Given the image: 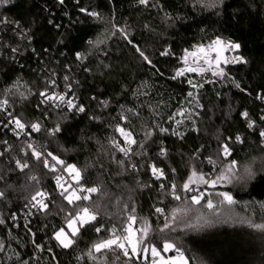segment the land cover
I'll list each match as a JSON object with an SVG mask.
<instances>
[{"label": "trees", "instance_id": "trees-1", "mask_svg": "<svg viewBox=\"0 0 264 264\" xmlns=\"http://www.w3.org/2000/svg\"><path fill=\"white\" fill-rule=\"evenodd\" d=\"M213 2L149 0L145 6L138 0H11L0 4V20L10 21L0 24V101H9L0 107V191L5 193L0 198V219L4 220L0 240L5 244L0 264H138L119 251L94 252L95 261L87 255L95 242L111 236L113 225L120 229L127 223L125 205L135 207L134 228L146 219L148 240L158 246L164 239L172 241L184 250L189 264H264V251L247 229L228 226L194 235L176 215L170 228L161 232L164 224L155 218L156 207L173 214L208 201L205 195L194 204L183 191L194 169L207 178L216 175L214 164L221 165V171L232 160L243 163L264 154L260 136L264 99L258 98L264 96V0H225L218 7L210 6ZM81 8L99 13V18L82 13ZM166 14L172 19H166ZM217 37L239 42L247 63L226 66L223 78L208 72L172 78L185 66V49L192 51L195 45H207ZM13 48L18 51L13 53ZM165 50L169 55H161ZM77 52L86 59L78 60ZM189 80L203 87L193 88ZM45 90H67L78 96L85 112L41 104L39 93ZM14 117L28 127L25 135L13 132L9 122ZM249 121L254 122L252 128ZM36 122L41 125L39 132L30 127ZM58 123L61 132L49 135L47 130ZM117 124L137 141L128 157L113 147V139L124 146L115 131ZM28 143L80 169V186L101 189L90 200L78 202L98 206L99 214L94 226L81 229L70 248L61 247L54 232L65 227L73 206L57 192L54 177L59 171L52 173L30 158ZM224 143L231 149L228 157L221 153ZM16 159H27L29 168L18 169ZM118 161H124L123 165ZM152 165L163 176L153 175ZM31 175L37 176L39 184L29 179ZM173 183L179 200L171 195ZM37 188L50 194L49 209L29 214L32 207H25L29 200L25 194L32 195ZM209 189V198L217 200L220 186ZM231 191L239 209L246 205L244 209L260 216L256 205L264 202V169L245 189ZM96 227L101 228L99 233Z\"/></svg>", "mask_w": 264, "mask_h": 264}, {"label": "snow or ice", "instance_id": "snow-or-ice-1", "mask_svg": "<svg viewBox=\"0 0 264 264\" xmlns=\"http://www.w3.org/2000/svg\"><path fill=\"white\" fill-rule=\"evenodd\" d=\"M11 0H0V4H8ZM64 0H60V3H63ZM199 2V0H197ZM225 0H214L213 4L210 5L212 7H218L222 6L224 4ZM138 3L141 5L148 6L149 0H138ZM80 11L82 13H86L90 17H97L99 18V13L95 11H88L85 8H81ZM219 14V13H218ZM166 19H172V17L168 14L165 16ZM3 23H10L7 19L0 20V24ZM57 28L60 27V25H56ZM119 31L124 35V38L127 39L126 33H124L123 29H119ZM115 34V33H113ZM23 35H27V33H23ZM62 42V41H61ZM91 44L92 41H89ZM99 43V41L97 42ZM131 43V41H129ZM241 48V44L239 42L234 41H225L220 37H217L216 39L212 40L209 44H198L194 46L193 51H189L188 49L184 50V55L182 57V60L185 64L184 68L177 69L175 75L172 77L173 79L185 75L186 72H203L205 69L201 68L199 66V61L203 59L204 63L209 65V68L211 69L212 65H215V70L213 71L214 76L218 77H225L226 73L224 72V69L220 67V65L223 63L225 65L229 63H247L246 59L241 55H235L231 58L224 55L225 52L228 51H238ZM208 49H212L215 52L214 59H210L208 56ZM17 48H13L12 52H17ZM137 52L139 55L149 64H151V60L145 53L137 47ZM200 54H203L202 56ZM161 55H169V51L165 50L161 53ZM189 57L194 58L193 63L196 64V66H189L188 60ZM76 58L78 60L83 61L86 59V56L84 53L77 52ZM68 77H65V80H67ZM189 84L193 88H199L203 87L202 84H195L192 80L188 81ZM52 84H55V81H51ZM69 91L71 90V85H67ZM236 87H240L239 84H236ZM23 95V94H21ZM43 99L41 100V104H44L45 102L50 103L52 107L58 108L61 105H66L68 111H75L77 113H83L85 112V108L83 105H78L74 102V94L72 98H68L67 93L64 94H57V93H49L47 90L42 91L39 93ZM193 99H196V97L193 95V93L188 94ZM260 99H264V96H258ZM9 103L7 99L0 101V107L5 106ZM102 103H107L102 101ZM202 107V106H201ZM131 111V109H129ZM179 115H184V112L178 113ZM11 115V114H10ZM242 115L247 119L248 113L244 112ZM92 119H97L96 117H92ZM121 119H126L125 116H121ZM261 119H264V117H261ZM9 123L15 124V129H18L20 131H23L26 127V124L20 120L18 117H14L12 121ZM177 124L181 123V121H176ZM254 125L253 121H249L248 127L252 128ZM7 127V125H5ZM31 130L33 132H39L41 131V125L39 122L32 123L31 124ZM61 126L58 123L54 128L47 130L49 135L55 136L57 133L61 132ZM115 131L120 134V136L123 138L124 145L121 146V144L113 139L112 144L113 147L118 149L119 152L123 153L126 157L129 155V153L132 151L131 145L136 144L137 141L133 138V135L130 131L126 130L125 127H122L120 124H117L115 126ZM162 132L168 131L167 129H160ZM178 134V133H173ZM17 135H19V131L17 132ZM260 136L264 138V130H261ZM236 140L238 142L241 141V137L237 136ZM143 147V145H140ZM27 148L31 150V157L35 158L36 161H39L42 163L43 167L48 169L52 173H56L58 171H65L70 174L72 177V180L74 183H70L67 180L64 179L62 175H56L54 177L56 181L57 188L60 189L59 195L67 201L69 205L73 206V209L69 211L65 217V227L59 228L57 231L54 232V239L58 242V244L67 249L70 248L75 243V238L80 235L81 229L86 228L88 226H94V222L97 221L98 216V206L97 208H92L89 206H84L82 204H79L80 201H88L91 199V194L97 193L101 191L98 187H88L84 188L83 186H80V180L82 178L81 170L78 169L75 165L66 164L64 160H61L58 156L54 155L52 152H45L44 150L40 149L38 150L33 143H28ZM23 151V149H21ZM162 149V153H163ZM221 153L224 157H228L231 155V149L227 143H224L221 145ZM0 155H3V153H0ZM25 156H28V153L25 152ZM210 163H215L211 157L208 158ZM119 164L123 165L124 161H118ZM16 167L20 169L21 171H24L25 169L29 168V163L27 159H16L15 160ZM237 162L235 160H232L227 163L226 166H224L223 170L220 172L218 176H216L213 179L205 178V175L203 173H198L195 169L193 170L191 176L189 177V180L185 182L182 186L183 191L185 192H196V189H193L190 187L193 183H196L197 181L206 184L211 185L212 187H215V185L218 182L221 181H228L231 182L233 176L235 175V169H236ZM133 169H135V165L132 166ZM175 171V170H173ZM245 173L248 176H252V170L251 168H245ZM152 172L153 175H157V178H160V176H163V171L161 169L156 168L155 165H152ZM2 178V177H0ZM31 181H35L37 184H39V180L36 175H31L29 177ZM177 185L173 183L171 185V195L179 200L180 195L177 194ZM87 193V194H84ZM220 197H222L221 203L226 202L227 204L231 205L235 203L233 196L229 192H220L217 193ZM5 196V193L3 191H0V198H3ZM204 193L199 192L198 194H194L191 196V201L194 204H199L201 199L203 198ZM47 201V202H46ZM51 202L50 194L43 190L42 188H37L34 193L30 196V199L28 200V204L25 205V207H28L31 205L32 208H36L39 211L47 212L49 209V203ZM125 209L128 212L127 215V223L120 229H117L115 225H113L111 229V236L104 238L102 240H99L95 242L91 248L88 250L87 255L92 260H96V256L93 255V253H101L104 251H119L123 254L124 257H127L129 261L132 260V258L135 256L137 258L143 257L145 261H149L150 264H189V258L185 255V252L182 248L178 247L175 243L168 239H164L162 246H158L157 244L151 242L148 240L149 233H150V227L148 225L147 220L145 219L142 222V226L139 228H134V225L137 223V216L135 215V207H131L129 205L124 206ZM207 207L209 209L213 208V202L211 199H208L207 201ZM63 211V209H61ZM155 212L158 214L163 215L164 209L160 207L155 208ZM172 219L175 221L176 214L175 211H173ZM4 220L0 219V224H3ZM258 230L264 231V225H255ZM66 228L68 231H66ZM170 224L169 222L165 221L164 228L160 229L161 232H163L165 229H169ZM96 232H100L101 228L96 227ZM174 230V229H172ZM30 231V229H29ZM34 235V234H33ZM35 243V241H33ZM37 248H40V245H35ZM5 251V244L3 240H0V252ZM168 252H175V255L172 256H166L165 253ZM18 255V254H17ZM119 259V255L116 257ZM23 264H27V261H24Z\"/></svg>", "mask_w": 264, "mask_h": 264}, {"label": "rangeland", "instance_id": "rangeland-1", "mask_svg": "<svg viewBox=\"0 0 264 264\" xmlns=\"http://www.w3.org/2000/svg\"><path fill=\"white\" fill-rule=\"evenodd\" d=\"M240 50V49H239ZM228 51L225 52L224 55L231 58L235 55H240V51ZM193 51V50H192ZM201 56L203 54H200ZM208 56L210 59H214L215 52L212 49H208ZM194 58L189 57L188 65L189 66H196V64L193 63ZM238 63H229L227 65L221 64L220 67L224 69V72H226V66L233 65ZM199 66L203 69H205L203 72H196L198 74L208 72L213 73L215 70V65L213 64L211 69L209 68L208 64L200 63ZM185 67V66H184ZM228 163V162H227ZM225 163L224 166L227 165ZM245 168H251L253 175L248 176L245 173ZM221 165H217L216 168V175L214 174L207 176L208 179H213L216 176L220 174ZM264 169V154H258L256 156H253L250 160L243 162V163H237L236 169H235V175L233 176L231 182L228 181H221L218 182L215 186H220V192H229L233 196V192L231 190H241L245 189L249 182L254 179V177L260 173ZM219 171V172H218ZM68 173V172H67ZM69 174V173H68ZM198 184L192 186L193 189L199 190V192H203L204 196L208 195V199H211L213 202L214 207L209 209L207 207V202L204 205L201 206H194L188 208H181L176 211V215H178L180 219L179 222L183 223L185 228H187V232L192 233L194 235H203V234H210L215 231H218L217 229L223 228V227H235L240 230L247 229L250 233L252 232L253 238L252 240L258 244V246L264 251V231L258 230L255 225H264V202L258 203L256 206V210L260 216L253 213L254 211L251 210L249 212L248 210L244 209L243 205L242 209H239L235 203L229 205L226 202L221 203L222 197L217 195V200L210 197V189L211 185L201 184L199 185V182H196ZM198 192V193H199ZM192 196V192H188V195ZM197 194V192L195 193ZM30 194L26 193L25 197L27 199H30ZM203 196V197H204ZM203 199V198H202ZM201 199V200H202ZM234 199V197H233ZM191 200V198H190ZM247 207V206H246ZM255 207V206H254ZM168 213V212H167ZM172 220V213H168V222L171 223ZM165 221H162V224H165ZM66 231L68 229L66 228ZM166 256H172L175 255V252H168L165 253ZM133 259L137 260L138 264H146V261L143 259V257H133ZM151 259V257H149ZM204 264V263H202Z\"/></svg>", "mask_w": 264, "mask_h": 264}, {"label": "built area", "instance_id": "built-area-1", "mask_svg": "<svg viewBox=\"0 0 264 264\" xmlns=\"http://www.w3.org/2000/svg\"><path fill=\"white\" fill-rule=\"evenodd\" d=\"M55 93H57V94H64V93H67L68 98H72V97H73V94L68 93L67 90L57 91V92H55ZM74 97H75L74 102H75L76 104L80 105V98H79L78 96H76V95H74ZM47 103H48V102H47ZM48 104L50 105V103H48ZM50 106H51V105H50ZM58 108H64V109H67L66 105H61V106L58 107ZM12 126H13V132H15V133L17 134V132L19 131V135H20V136L25 135V133H26L27 130H28V127H25V129H24L23 131H20V130H18V129H15V124H14V123H12ZM33 144H34V143H33ZM34 146H35L38 150L42 149V148H41L39 145H37V144H34ZM124 146H125V145H124ZM42 150H43V149H42ZM122 154H123V153H122ZM123 155H124V154H123ZM124 156H125V155H124ZM128 156H129V155H128ZM128 156H127V157H128ZM125 157H126V156H125ZM14 165L16 166L15 162H14ZM213 168L216 169V168H217V164H214V165H213ZM57 175H62V176L64 177L65 180H67V181L70 182V183H74V181L72 180V177L70 176V174H68V173L65 172V171H59V173H58ZM55 183H56V181H55ZM56 188H57V185H56ZM199 191H200V189L196 191L197 194H198ZM57 192L59 193V192H60V189L57 188ZM196 192H192V195H194ZM84 194H87V193H84ZM93 194H95V193H93ZM93 194H91V195H93ZM203 198H204V197H203ZM37 210H38V209H36V208H32V209L30 210V213H29V214H31L33 211H37ZM155 218L159 221V223H162V221H164V220H166V219L168 220V213L164 211V214L161 215V214H158V213L155 212ZM170 253H171V252H170ZM146 264H150V259H149V261H146Z\"/></svg>", "mask_w": 264, "mask_h": 264}, {"label": "bare ground", "instance_id": "bare-ground-1", "mask_svg": "<svg viewBox=\"0 0 264 264\" xmlns=\"http://www.w3.org/2000/svg\"><path fill=\"white\" fill-rule=\"evenodd\" d=\"M200 63H204L203 59L200 60ZM206 64V63H205Z\"/></svg>", "mask_w": 264, "mask_h": 264}]
</instances>
